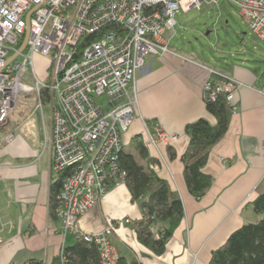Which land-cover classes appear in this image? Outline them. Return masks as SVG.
<instances>
[{
	"label": "crops",
	"instance_id": "0c3cea01",
	"mask_svg": "<svg viewBox=\"0 0 264 264\" xmlns=\"http://www.w3.org/2000/svg\"><path fill=\"white\" fill-rule=\"evenodd\" d=\"M242 24L245 32L225 21L224 42L217 36L220 47L213 48L210 62L200 60L193 50L189 55L181 53L165 39L174 55L148 63L136 78L141 119H135L123 135V150L130 147L128 153L145 165L134 151L135 139L146 145L145 132L152 133L155 125L177 136L158 152L147 148L149 157L156 159L152 171L182 203L183 218L172 237L162 249L149 241H137L134 224L143 214L126 184L111 189L78 218L77 231L100 234L111 220L114 231L109 241L119 258L134 259L137 264H208L211 253L234 231L258 221L252 203L264 194V42ZM172 34L176 35L175 28ZM228 37L232 38L229 43ZM206 68L242 86L233 91L227 131L211 148L203 168L212 177V185L196 201L183 177L182 157L188 145L184 130L199 119L215 124L204 100L203 88L209 78ZM24 97L31 110L14 111L15 103L0 129V264H26L32 259L51 264L63 243L61 224L49 212L51 153L42 148V139L50 132L51 111L46 104L37 110L35 98ZM44 107L48 108V123ZM8 133L13 136L10 143L3 140ZM125 220L130 224L125 225ZM69 237L64 244L74 242L68 244Z\"/></svg>",
	"mask_w": 264,
	"mask_h": 264
},
{
	"label": "built area",
	"instance_id": "2783aa9c",
	"mask_svg": "<svg viewBox=\"0 0 264 264\" xmlns=\"http://www.w3.org/2000/svg\"><path fill=\"white\" fill-rule=\"evenodd\" d=\"M218 1L0 0V129L20 95L34 97L37 110L46 104L51 111L42 148L51 153L53 179L63 180L54 197V216L62 227L60 264L68 236L93 242L100 264L117 263L118 252L109 241L111 220L100 234L77 231L75 223L111 189L125 185L126 173L119 165L122 137L141 119L136 78L148 63L174 55L164 36L174 31L175 14ZM223 1L264 42V0ZM27 27L26 47L19 53ZM34 55L48 61L43 81L35 74ZM206 70L205 102L223 99L233 110V91L242 85ZM26 75L33 85L23 82ZM145 135V146L157 152L177 139L159 125ZM3 140L12 142V134ZM158 158L163 160L160 154Z\"/></svg>",
	"mask_w": 264,
	"mask_h": 264
},
{
	"label": "trees",
	"instance_id": "16d2710c",
	"mask_svg": "<svg viewBox=\"0 0 264 264\" xmlns=\"http://www.w3.org/2000/svg\"><path fill=\"white\" fill-rule=\"evenodd\" d=\"M93 40L89 37L88 40ZM206 111L214 120L210 124L206 119H199L185 127L188 145L182 157L183 177L189 194L199 201L209 190L213 179L203 173V168L211 148L225 135L231 111L223 99L206 102ZM133 148L145 165H140L130 153L122 150L119 165L126 173L125 184L133 202L139 205L143 217L136 221L134 230L139 243L147 241L162 249L172 237L183 218V207L179 196L170 189L168 184L158 178L152 171L156 159L148 154V147L138 138L133 141ZM173 158V155H169ZM62 177L51 181L49 194V212L54 216V197L60 190ZM252 209L259 218L257 222L245 224L234 231L226 242L211 253L208 264H264V194L259 195L252 203ZM158 224H163L157 228ZM157 234L158 239H155ZM63 264H100L97 246L74 239L71 245H64ZM26 264H42L38 260H29ZM51 264H60L59 257ZM116 264H137L134 259L129 261L118 258Z\"/></svg>",
	"mask_w": 264,
	"mask_h": 264
},
{
	"label": "rangeland",
	"instance_id": "374dc122",
	"mask_svg": "<svg viewBox=\"0 0 264 264\" xmlns=\"http://www.w3.org/2000/svg\"><path fill=\"white\" fill-rule=\"evenodd\" d=\"M176 35L172 37V32L165 35V39L169 42V46L174 47L181 53L189 55L193 50L194 54L199 55V59L203 62H210L212 60L213 52L220 47L218 45L217 36L224 42V24L225 21L228 25L246 31V27L242 24V20L236 13V10L223 0H219L217 5L208 6L203 4L200 9H192L188 12L178 11L175 14ZM172 37V38H171ZM228 43L232 41L231 37H228ZM231 39V40H230ZM34 71L37 78L43 81L46 76V68L48 61L35 55L33 59ZM23 82L27 85H33L31 79L26 75ZM103 100V99H102ZM18 104L14 111H30L29 100L23 95L17 98ZM43 113L46 123L49 122L48 108H43ZM125 151H130V147L126 146ZM73 240L72 236L68 238V244Z\"/></svg>",
	"mask_w": 264,
	"mask_h": 264
},
{
	"label": "water",
	"instance_id": "95a60500",
	"mask_svg": "<svg viewBox=\"0 0 264 264\" xmlns=\"http://www.w3.org/2000/svg\"><path fill=\"white\" fill-rule=\"evenodd\" d=\"M29 16H30V14L27 16V18H26L27 20H28ZM27 37H28V27H27V30H26V34H25L23 43H22V45H21V47L19 49V53H21L25 49L26 42H27ZM16 57H17L16 55L12 56L8 61H6L4 67H6L11 61H13L14 59H16Z\"/></svg>",
	"mask_w": 264,
	"mask_h": 264
}]
</instances>
